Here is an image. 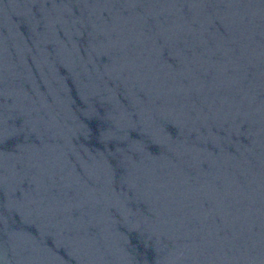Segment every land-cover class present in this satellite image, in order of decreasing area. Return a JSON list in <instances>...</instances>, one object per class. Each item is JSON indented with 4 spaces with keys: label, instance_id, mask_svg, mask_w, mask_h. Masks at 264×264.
<instances>
[{
    "label": "water",
    "instance_id": "95a60500",
    "mask_svg": "<svg viewBox=\"0 0 264 264\" xmlns=\"http://www.w3.org/2000/svg\"><path fill=\"white\" fill-rule=\"evenodd\" d=\"M0 264H264V0H0Z\"/></svg>",
    "mask_w": 264,
    "mask_h": 264
}]
</instances>
